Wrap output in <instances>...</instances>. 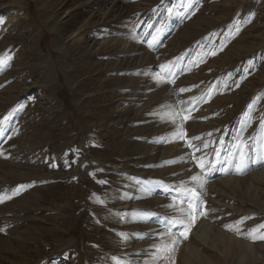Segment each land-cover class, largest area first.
<instances>
[{
	"label": "rangeland",
	"instance_id": "rangeland-1",
	"mask_svg": "<svg viewBox=\"0 0 264 264\" xmlns=\"http://www.w3.org/2000/svg\"><path fill=\"white\" fill-rule=\"evenodd\" d=\"M8 110L0 264H264V0H0Z\"/></svg>",
	"mask_w": 264,
	"mask_h": 264
},
{
	"label": "bare ground",
	"instance_id": "bare-ground-1",
	"mask_svg": "<svg viewBox=\"0 0 264 264\" xmlns=\"http://www.w3.org/2000/svg\"><path fill=\"white\" fill-rule=\"evenodd\" d=\"M54 18V17H53ZM189 151V150H188ZM172 152V151H171ZM166 156V155H165ZM181 168V167H180ZM178 169V168H177ZM177 171V170H176ZM174 172V171H173ZM166 174V173H165ZM256 175V174H255ZM244 179V178H243ZM226 181V180H224ZM236 181V180H235ZM242 183V181H240ZM229 183V182H228ZM230 185V184H229ZM211 187V186H210ZM206 190V189H205ZM204 200V199H203ZM204 202V201H203ZM200 213V212H199ZM131 243V242H130Z\"/></svg>",
	"mask_w": 264,
	"mask_h": 264
}]
</instances>
